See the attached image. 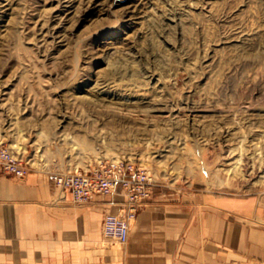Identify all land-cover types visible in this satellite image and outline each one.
<instances>
[{
	"label": "rangeland",
	"instance_id": "rangeland-1",
	"mask_svg": "<svg viewBox=\"0 0 264 264\" xmlns=\"http://www.w3.org/2000/svg\"><path fill=\"white\" fill-rule=\"evenodd\" d=\"M2 146L31 173L126 160L201 202L264 199V0H0ZM96 245L83 264H122Z\"/></svg>",
	"mask_w": 264,
	"mask_h": 264
},
{
	"label": "crops",
	"instance_id": "crops-1",
	"mask_svg": "<svg viewBox=\"0 0 264 264\" xmlns=\"http://www.w3.org/2000/svg\"><path fill=\"white\" fill-rule=\"evenodd\" d=\"M154 190L122 244V264H264V199L201 202ZM124 201L117 193L75 204L49 172L1 175L0 264H83L105 214Z\"/></svg>",
	"mask_w": 264,
	"mask_h": 264
},
{
	"label": "built area",
	"instance_id": "built-area-1",
	"mask_svg": "<svg viewBox=\"0 0 264 264\" xmlns=\"http://www.w3.org/2000/svg\"><path fill=\"white\" fill-rule=\"evenodd\" d=\"M31 173L29 165L6 147H0V175L16 179ZM60 190L70 193L73 203L89 204L94 196L121 193L125 201L118 212L105 214L103 235L125 244L130 227L138 212L153 197L156 181L150 172L135 162L118 160L104 163L90 170L53 172L50 176Z\"/></svg>",
	"mask_w": 264,
	"mask_h": 264
},
{
	"label": "bare ground",
	"instance_id": "bare-ground-1",
	"mask_svg": "<svg viewBox=\"0 0 264 264\" xmlns=\"http://www.w3.org/2000/svg\"><path fill=\"white\" fill-rule=\"evenodd\" d=\"M173 21H175V20H173ZM107 97H112V100H115L116 98L115 97H113V96H111V95H107ZM109 99V98H108ZM148 102V101H147ZM144 103H146V101L144 102ZM122 105H125V104H123L122 103ZM160 105H162V107H160V108H163V106L165 105V104H162V103H160V104H158V105H156V106H160ZM126 107H129V106H126ZM165 108H166V106H165ZM164 109V108H163ZM156 111H159V109H157V107H156V109H155ZM164 110H166V109H164ZM84 144V143H83ZM81 144L80 146L82 147V148H84V149H89L90 147H91V145H90V147H89V142H88V144ZM88 145V146H87ZM93 145V144H92ZM92 149H94V148H92Z\"/></svg>",
	"mask_w": 264,
	"mask_h": 264
}]
</instances>
